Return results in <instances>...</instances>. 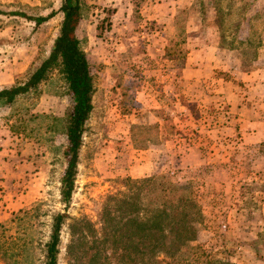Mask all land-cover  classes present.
<instances>
[{"label":"rangeland","instance_id":"obj_1","mask_svg":"<svg viewBox=\"0 0 264 264\" xmlns=\"http://www.w3.org/2000/svg\"><path fill=\"white\" fill-rule=\"evenodd\" d=\"M61 2L0 0V88L50 53ZM81 15L95 91L69 203L61 75L0 106V264H45L58 214L57 264H142L114 202L154 176L191 183L192 245L264 264V0H82Z\"/></svg>","mask_w":264,"mask_h":264},{"label":"trees","instance_id":"obj_2","mask_svg":"<svg viewBox=\"0 0 264 264\" xmlns=\"http://www.w3.org/2000/svg\"><path fill=\"white\" fill-rule=\"evenodd\" d=\"M82 0H62L59 11L62 21L50 53L27 76L23 83L0 88V106H11L19 97L34 93L53 72L61 75L70 98V109L62 121L61 133L67 146L64 151L66 168L61 181V199L69 203L74 191L78 152L82 145L84 125L93 109L95 91L92 67L81 49L77 29L82 15ZM31 19L25 14L13 13ZM32 18L38 26L52 17ZM121 182L128 193L114 204H120L127 216L135 249L141 244L142 264H230L210 258L198 246L196 224L201 218L191 183H171L163 176L139 180L126 178ZM140 212V214H139ZM66 214H58L46 244V263L57 264L60 229ZM141 239L139 243L138 239Z\"/></svg>","mask_w":264,"mask_h":264}]
</instances>
